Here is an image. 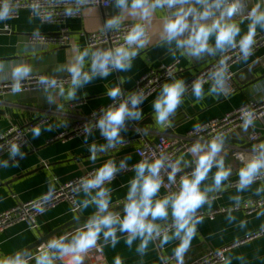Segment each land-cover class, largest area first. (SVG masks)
Here are the masks:
<instances>
[{"label":"clouds","instance_id":"obj_1","mask_svg":"<svg viewBox=\"0 0 264 264\" xmlns=\"http://www.w3.org/2000/svg\"><path fill=\"white\" fill-rule=\"evenodd\" d=\"M83 3V0H80ZM120 9L117 14L108 16L103 24L104 31L117 30L123 22V11L148 21L157 9H164L160 40L173 45L183 55L202 58L205 54H223L229 50H238L243 61L254 52L259 31H264V0H255L250 6L248 0H115ZM33 14H40L38 2L31 4ZM12 0H0V21L12 14ZM73 9H66L71 14ZM245 17L246 30H242ZM148 41L145 23L131 24L123 35L122 43L106 48L78 50L66 71L70 75L67 90L57 85L54 77L41 75L38 83L49 92L55 89L57 95L73 99L77 90L91 82L95 77H107L113 70L127 71L140 49ZM227 57L221 55L206 73L196 75L191 81V96L199 102L206 95L226 96L230 93ZM87 63V68L85 65ZM62 68H57L60 72ZM33 69L31 64L19 62L11 66L10 79L12 93H20L21 81L29 78ZM207 86V87H205ZM189 85L184 78L169 74V78L159 86L151 100L152 119L156 125L169 126L171 117L182 105ZM112 101L100 110L94 124L84 127L85 139L92 127L102 135L104 143H92L89 146L90 158L95 160L98 152L124 144L121 132L126 121H140L143 112L141 105L147 98L144 92L122 93L119 85L107 91ZM49 102L54 97L49 92ZM256 114L252 108L240 112V129L247 132L255 124ZM199 130V125L196 126ZM39 126L31 129L33 138L40 135ZM226 143V133L215 131L193 140L178 155L159 153L138 160L133 166V175L127 181V190L122 200L113 201L112 188L109 187L117 173L128 169L129 157L118 163L106 159L91 173L79 178L76 190L83 194L76 209L92 208L89 215L77 227L46 238L33 252L30 248H21L11 254L0 253V264H84L90 249L100 250L98 241L115 246L120 234H126L125 244L131 246L138 240L137 252L143 253L150 241L159 240L167 244L176 239L173 255L176 264H184V253L197 234V225L201 218L197 210L208 201V193L224 187L223 182L232 174V168L226 166L222 153ZM9 158L15 159L21 153V145L11 142L8 145ZM190 157V158H186ZM242 164L236 175L238 191L247 189L259 176L264 175V140L251 145L249 154L240 157ZM7 161H0L6 165ZM191 166L190 171H185ZM213 169H215L213 171ZM180 173L178 176L177 174ZM211 184L204 182L209 179ZM166 176V182H165ZM162 188L169 191L161 194ZM239 202V197L234 198ZM43 212V208L37 209ZM231 219V217H229ZM75 220L80 216L76 214ZM113 264H122L119 256L113 258Z\"/></svg>","mask_w":264,"mask_h":264},{"label":"crops","instance_id":"obj_2","mask_svg":"<svg viewBox=\"0 0 264 264\" xmlns=\"http://www.w3.org/2000/svg\"><path fill=\"white\" fill-rule=\"evenodd\" d=\"M119 11L115 1L107 9L94 6L83 8L80 17L70 19L64 25L69 36V45L57 48L29 44L27 37L56 34L60 29L58 25L42 24L26 11H21L16 19L0 21V85L11 84V66L19 62L31 64L33 71L30 76L46 75L54 78L70 76L66 68L77 51L89 48L83 34L103 29L105 19ZM164 12V9H157L148 21H141L139 17H133L129 15L128 10H124L123 22L145 23L149 33L147 43L139 50L127 71L113 70L107 77H95L79 88L73 99H66L65 96L57 95L55 89H50L54 102H49V92H46L44 88L0 95V134L12 126L25 127L39 118L50 117L49 123L38 125L41 128L38 137L33 138L31 132L28 134L31 150L21 149L22 155H18L15 159L9 158V155L0 158V161H7L6 165H0V213L16 205L40 199L58 186L91 172L106 159L111 158L118 163L124 157H129L128 169L117 173L109 185L112 188L113 201L122 200L127 190V181L134 174L132 166L138 161L134 149L143 140L153 142L158 135L162 134L182 135L197 125L239 108L246 102L264 98L263 48L247 61L240 60L229 68L235 87L233 93L226 96L206 95L199 102H195L191 91L188 92L182 105L171 117L172 124L169 126L156 125L152 119L151 100L157 91L141 105L143 116L140 121H126L125 130L121 132V135H124L127 140L129 138V141H125L124 145L107 149L105 152H98L97 158L92 160L89 146L92 143H104L103 137L98 131L88 133L87 139H85L86 134L78 137L71 136L72 119L59 115L69 112V104L75 105L71 110L74 115H87L110 101L107 97L109 88L119 85L122 90L129 91L142 74L161 64L179 61L181 70L173 76L184 78L186 83L205 67L196 68L186 57H181L180 52L170 54L175 48L174 44L168 45L160 40ZM243 21L241 28L246 30L247 20ZM5 27L8 30H5ZM260 32L264 31L258 33ZM216 55H208L209 60ZM205 56L206 54L203 57ZM57 68L65 70L57 72ZM69 83L63 85L66 90ZM146 118H150L153 125L141 126L140 123ZM263 127L264 119L261 122H255L250 128V133H259V139L264 140V131L261 130ZM61 134L66 135L57 138ZM236 139L242 140L241 135L237 134ZM230 147L235 148V145L225 143L222 155L226 166L232 168V174L223 182V188L208 193V201L197 210V212L209 213L222 208L225 211L214 216L213 219L201 218L197 225V234L184 253V264H193L204 257L209 250L228 246L230 248L225 253L223 264H264V233L257 238L240 243L245 236L264 229V180L253 182L247 189L238 191L236 173L242 162L238 161L234 155L226 154ZM249 152L250 148L240 150L239 153L246 157ZM190 169L191 166L185 171ZM177 175L179 176L180 173ZM204 183L211 184V173ZM163 193L165 191L161 189V194ZM82 196V193L76 191V203ZM237 196L240 198L239 202L234 199ZM235 207L236 209H233ZM91 211L92 208L89 207L73 213L69 204L58 203L46 209L38 217L36 230H29L26 225L17 223L0 231V253L11 254L13 251L26 248L38 238L75 219L76 214L84 218ZM80 223L71 225L57 235L77 227ZM118 236L115 246L106 244L103 240L98 241L101 258L91 259L86 254L84 264H113L115 256L121 258L122 264H165L167 257L173 254L178 243L176 239L169 240L167 244L153 240L149 242L144 252L140 253L136 250L138 240L128 246L124 242L126 234L118 233ZM31 251L35 252L36 249Z\"/></svg>","mask_w":264,"mask_h":264},{"label":"built area","instance_id":"obj_3","mask_svg":"<svg viewBox=\"0 0 264 264\" xmlns=\"http://www.w3.org/2000/svg\"><path fill=\"white\" fill-rule=\"evenodd\" d=\"M115 0H83V3L80 0H35L38 2L40 6V14L35 15L32 12L31 4L34 0H12L13 9L11 16L6 20L16 19L18 14L21 11H26L30 16L36 18L40 23L45 25H58L60 27L58 33L51 34V35H30L27 37V42L29 44H39L45 46H52V47H64L69 45V36L67 34L64 25L70 19L78 18L81 15L83 8L88 6H94L101 9H107L111 5L112 2ZM255 0H248V4H250ZM73 9L71 14H66V9ZM236 19L246 20L245 17H237ZM136 22H123L121 27L117 30H99L94 32H89L83 34L85 43L87 47L93 48L97 46H105V47H112L119 43H122L123 35L126 33L128 28L131 24ZM144 23V22H141ZM8 30L7 27L4 28ZM147 30V28H146ZM148 33V30H147ZM149 37V33H148ZM264 48V32L258 33L257 36V44L254 46V52L249 57L255 56V54ZM226 56L228 69L235 64L236 62L240 61L238 50H229L223 54H217L214 57L210 58V62L196 75L201 73H206L215 63L218 62L220 56ZM181 70V65L179 61H173L168 64H161L157 68L149 70L142 74L134 83L133 87L129 91H124L121 89L122 93H129L133 91H143L145 96L148 99L153 94H155L159 90L160 84H162L165 80L169 78V74L172 76ZM230 74L229 80V88L230 93L235 91V87L232 83V73ZM196 75L187 83L189 85V91H191L190 85L191 81L196 77ZM40 76H29L28 79L21 81V92L33 91L38 88H44L43 85L38 83ZM57 81V85H65L70 82V76L58 77L55 78ZM11 84H1L0 85V95L4 93H11ZM145 99V100H146ZM112 101L110 100L106 105L90 112L87 115H78L71 112V110L75 107L74 104L68 105V111L66 113L59 114L61 116L67 117L72 119V134L71 136H82L85 134L84 127L86 125L94 124L97 116L101 109L106 108ZM252 108L255 111L256 119L255 122H261L264 119V98L259 101H249L246 102L244 105L236 108L227 114L211 119L207 122H204L199 125V130H196V127L187 131L182 135H174V134H162L158 135L156 139L151 142L148 140H143L142 143L134 149V154L138 158V160L144 158L145 156H150L153 154L159 153H169L173 154V158L175 155H178L181 151L186 150L187 146L195 140L199 136L207 137L208 134L221 131L226 133V136L235 129L240 128V112L244 108ZM50 122V117L45 116L42 118L37 119L35 122L28 124L25 127H16L12 126L2 132L0 134V158L4 156H8V145L11 142H18L21 145V149L31 150V145L28 140V134L31 132L33 127H36L41 124H46ZM264 131V127L261 129ZM98 131L94 127H92L91 132ZM66 134H61L57 138H61ZM260 138L259 133H250L248 135V141L254 142ZM124 145V144H123ZM232 150V148H228ZM240 152V151H239ZM237 152L234 156L235 158L242 162L240 157L242 156L241 153ZM92 172V171H91ZM88 172L85 175L91 173ZM84 176V175H83ZM82 177V176H80ZM75 178L64 184L62 186H58L48 194L44 195L40 199L24 204L16 205L10 208L7 211L0 213V231L4 230L5 228L17 224L22 223L27 226L29 230H36L37 229V219L38 217L48 208L54 207L58 203L65 202L69 204L71 211L76 213L78 209H76V201H75V193L76 188L79 183V178ZM264 180V175L257 177L254 181H261ZM166 182V176H165ZM165 192L169 191L168 188H162ZM42 207L44 210L43 212L38 211L37 209ZM245 208L247 206H244ZM233 209H236L233 208ZM249 209V208H246ZM225 209H217L213 210L209 213L197 212V216L200 218H209L213 219L214 216L224 212ZM264 233V229L252 233L248 236H245L240 243L252 240L261 236ZM156 241V240H155ZM99 245V244H98ZM230 247L220 248L217 250H209L204 257L197 260L193 264H223L225 262V253ZM91 259H100L101 258V248L98 251L97 249H90L87 253ZM165 264H176V257L171 254L167 257Z\"/></svg>","mask_w":264,"mask_h":264},{"label":"water","instance_id":"obj_4","mask_svg":"<svg viewBox=\"0 0 264 264\" xmlns=\"http://www.w3.org/2000/svg\"><path fill=\"white\" fill-rule=\"evenodd\" d=\"M96 48H106L105 46H97V47H93L92 49H96ZM175 52H180L179 54L181 55V57H186L196 68H201L206 66L210 60L208 58L209 54H206L205 57L200 58L199 60L196 59L195 57H189L186 55H183L181 53L180 50H177L176 48H174V50H172L170 52V54L175 53ZM141 126H146V125H153V121L150 120V118H146L143 122L140 123ZM250 129L247 132L242 131L240 128L235 129L234 131H231L227 136H226V143H232L235 145V148H232V150H229L226 154L228 156H233L235 155L237 152H239L240 150H245V149H249L251 148L252 144H255L258 141H261L260 139L254 141V142H249L248 141V135L250 134ZM237 134L241 135L242 140L236 139ZM124 139V141H129V138L127 140V138L124 135H121ZM138 137V136H136ZM132 139V138H130ZM84 218H80L79 221H76L75 219L71 220L69 223L65 224L64 226L50 232L49 234L38 238V240L34 241L32 244H30L29 246H27L26 248H30V250L36 249L37 246L39 244H41L46 238L50 237L53 234H57L62 230L67 229L68 227H70L71 225H75L77 223L83 222Z\"/></svg>","mask_w":264,"mask_h":264}]
</instances>
